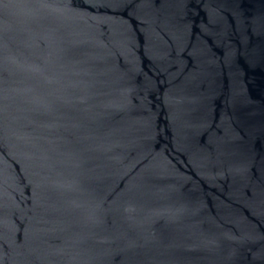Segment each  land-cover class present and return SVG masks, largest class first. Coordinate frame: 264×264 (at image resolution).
Masks as SVG:
<instances>
[{"label": "water", "instance_id": "95a60500", "mask_svg": "<svg viewBox=\"0 0 264 264\" xmlns=\"http://www.w3.org/2000/svg\"><path fill=\"white\" fill-rule=\"evenodd\" d=\"M0 264H264V0H0Z\"/></svg>", "mask_w": 264, "mask_h": 264}]
</instances>
